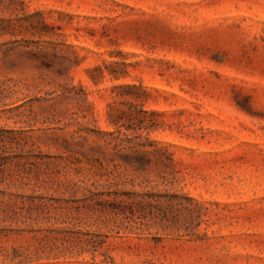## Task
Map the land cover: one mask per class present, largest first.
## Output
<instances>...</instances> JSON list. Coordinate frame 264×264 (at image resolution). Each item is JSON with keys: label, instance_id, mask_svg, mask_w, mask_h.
I'll use <instances>...</instances> for the list:
<instances>
[{"label": "rangeland", "instance_id": "obj_1", "mask_svg": "<svg viewBox=\"0 0 264 264\" xmlns=\"http://www.w3.org/2000/svg\"><path fill=\"white\" fill-rule=\"evenodd\" d=\"M0 18L11 23L0 35L9 190L43 197L0 223L13 229L0 264H264V0H0ZM123 85L145 90L149 139L183 176L154 190L204 206L198 237L118 231L83 208L115 168L100 131L139 91Z\"/></svg>", "mask_w": 264, "mask_h": 264}, {"label": "trees", "instance_id": "obj_2", "mask_svg": "<svg viewBox=\"0 0 264 264\" xmlns=\"http://www.w3.org/2000/svg\"><path fill=\"white\" fill-rule=\"evenodd\" d=\"M34 16H41V13L36 12ZM7 23L0 18V35L8 32L11 23L9 21ZM41 26L47 25L42 21ZM115 88L128 89V91L139 89V91L135 94L128 93L132 99L120 100L119 103L125 106L124 110L116 108L115 113L108 112V122L114 126L115 130L100 131V133L114 139L112 143L114 156L111 161L115 162V168L108 173L109 176L107 173L102 174L108 178L107 183L102 185L106 187L105 190L89 191V194L82 198L83 208L99 214V217H103L100 219L101 223L110 224L118 231L131 232L132 229L158 226L168 234L184 232L198 237L195 230L200 223L204 222L202 211L204 206L185 193L171 192L167 189L154 190L159 184L172 187L176 182L183 180V176L180 175L181 170L177 167L178 162L174 154L168 148L149 139V129L154 125L142 117L148 113L143 109L147 98L145 90L136 88L134 85ZM114 96L120 98L125 95L115 92ZM133 113L138 114L135 119L138 125L134 124ZM151 113L157 114L155 111ZM146 122L148 124L143 126L142 124ZM121 128L130 133L121 132ZM141 128L146 130L144 137L142 133L137 132ZM13 133L14 131H0V185L5 186L3 189L0 188V223L9 222L10 224L18 222V217L23 213L29 215L34 200L42 202L43 199V197L18 194L9 190L16 179L10 168L14 162L10 151L7 150L11 147L6 146V142H13ZM120 133L123 137H119ZM121 166L123 171L118 170ZM99 176L101 177V174ZM128 184L132 187L138 186L140 189L119 187ZM38 205L42 206L40 202ZM5 230L13 231V229L2 228L0 234Z\"/></svg>", "mask_w": 264, "mask_h": 264}]
</instances>
